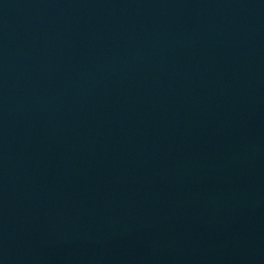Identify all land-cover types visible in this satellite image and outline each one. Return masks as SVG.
I'll return each instance as SVG.
<instances>
[{
  "label": "water",
  "instance_id": "water-1",
  "mask_svg": "<svg viewBox=\"0 0 264 264\" xmlns=\"http://www.w3.org/2000/svg\"><path fill=\"white\" fill-rule=\"evenodd\" d=\"M0 264H264V0H0Z\"/></svg>",
  "mask_w": 264,
  "mask_h": 264
}]
</instances>
